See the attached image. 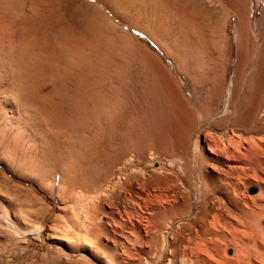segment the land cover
I'll return each mask as SVG.
<instances>
[{
  "label": "rangeland",
  "instance_id": "374dc122",
  "mask_svg": "<svg viewBox=\"0 0 264 264\" xmlns=\"http://www.w3.org/2000/svg\"><path fill=\"white\" fill-rule=\"evenodd\" d=\"M12 1L0 0V25L15 24L14 22L19 20H23L25 24H33L32 31L24 35L23 38L25 39H22L24 41L21 40L24 43L28 40L32 44H30L32 47L31 52L29 51L28 54L32 61L36 57V59L40 57L35 50V45L42 40L48 50L58 48L61 50V54L55 53L56 58L59 59L55 57V59L43 58L42 61L39 58L36 62L42 71V75L44 73L45 76H41L42 80L37 81V88L40 93L34 94L35 100L31 97L26 104L28 106L37 105L34 109L35 116H32L31 120L37 122L38 127L40 126L39 137L33 135L31 128L26 123H22L16 115L10 116L2 110L0 112V144L3 142V146L10 152L11 159L10 162H5L6 160L4 161L0 153V201L9 203L13 212L17 208L18 210H29L31 213L37 212L38 221L45 217L43 224L46 228L51 217L56 215L59 218L61 216L59 218L61 221L74 219L77 214L80 215L79 212L82 207H86L84 209L88 213L93 212L94 215L98 213L99 217L103 216L102 219L105 220H102L104 234L101 233L103 234L101 238L104 242L107 241L109 245L111 244V249L109 246L107 253L111 262L113 261L111 257H114L112 248L115 246L118 248L119 244L117 243H123V253L117 254L121 264H135L134 262L136 264L138 262L140 264H156V259L157 264L158 262L159 264H178L184 261V263H188L197 256L207 259L210 253H215V258L216 256L224 257V251H227L225 254H229L226 256L229 257L233 254V251H231L233 250L231 243L233 240L230 237L233 239L234 237L240 238L235 232L236 226H238L237 229L241 228L246 232L248 231L247 236L250 234L249 230L251 228L252 236L250 234L249 239L247 237V239L244 237L246 240L242 239L247 242L248 246L246 245L245 248L248 249L250 246V249L253 247L252 244L258 242L256 237L260 239L261 236V229L256 222L261 220L264 211V182L261 181L262 178L264 180V168L258 170L259 172L255 171L258 176V183V180L252 179L254 178L253 170H241L245 156L240 153L242 157H240V154H236V157L229 158L230 160L225 158L229 151L233 150L232 143L235 144L237 139L238 142L241 140V152H244V146H247V144L239 139L242 135L241 127L235 130L236 135L241 134L239 138L231 134L233 138L232 146H226L227 143L222 146L221 137L226 130H219L211 124L201 122L199 112H197L196 116L200 121L194 122L191 130L186 131L187 140L182 138L186 141H181L180 138H169L168 142L173 145L171 146L167 142L163 144L157 139V134L154 135L149 132V125L146 124L144 119L147 106L139 109L142 114H140L138 121L135 120L136 117L130 109L129 104H131L132 98L134 101L139 99L143 103L146 98L145 91L140 88L133 90L132 87L128 89L125 86L128 85L127 77L129 73L142 71L139 74L143 75L148 72L149 75L153 74L154 76H152L158 79V82L161 81V84L163 83L173 97H180L187 106L192 107L191 109L194 110L195 100L201 101L204 99L206 91L210 87L208 82L213 62L222 54L220 63L223 64L221 68L225 69V71L223 70L224 79H222V111V107L231 99L233 94V76L238 53L237 11L239 9L243 12L246 33L248 40L251 41L244 60L242 76L238 80L240 86L237 87L236 93L241 95L245 92L244 89L249 88L250 83L248 85L247 82L250 81V78L248 76L251 75L255 67L256 52H258L261 40L264 37V0H109L113 8L93 0H36L34 10L37 9L38 11L34 14L29 3L31 0ZM37 12L40 16L35 15ZM89 20H92V22L89 23ZM40 24H44V26L42 27ZM81 24L96 25L91 28L90 34H86L84 32L85 26H81ZM43 28L44 31L48 28L47 33H43ZM81 29L84 30L83 33ZM84 34L86 38H83ZM85 42L86 44H83ZM4 43L6 41H4L3 34L0 31V49ZM53 45L58 47H51ZM219 45L221 46L219 47ZM62 53L65 57L62 56ZM17 56L18 53L13 52L10 58L16 59ZM57 60H60V63H57ZM124 82L126 83L124 84ZM245 84H247V87ZM1 87L0 95L4 90V87ZM40 87L41 89H39ZM263 91L264 84L259 93L253 120L248 126H259L262 131L256 132L257 134L253 133L252 136L263 137L262 141L264 142ZM178 97L177 100H179ZM0 100H2L1 96ZM74 105L77 110L82 112L79 116L74 115ZM153 114L154 112L149 111L148 116H153ZM220 115L221 113H217L214 116L218 117ZM117 120H120V124L123 126V128L120 126L119 136L122 138L120 145L117 138L112 135L113 129L111 128ZM75 125L78 126V129ZM152 126L154 125L152 124ZM226 129L229 131L230 127ZM5 137H7L8 143ZM178 140L181 142L179 143ZM215 140L219 142L218 145L216 144L218 150L225 148V150L222 149V153L215 149ZM48 141L51 144H48L49 148L53 146L51 149L54 153H50L52 154L50 155L47 152L45 156L38 151V148L41 143L44 144ZM211 149L217 152L213 154L210 151ZM51 157L55 158L54 161ZM186 161L189 165L185 169ZM29 162H35L40 176L45 177V180L50 179V184L55 183L52 189H43L36 182L28 179L26 170L27 165H30ZM60 162L64 163L67 168L64 176L61 175L58 169ZM68 162L72 163V166H68ZM213 164H215V167ZM233 164L236 171L231 168ZM228 169L229 172H226ZM250 173L251 175L253 173V176H250L251 178L249 177ZM243 176H246L244 177L246 179L242 178ZM231 181L232 184H230ZM240 181L244 182L240 184ZM245 186L246 188H244ZM104 187H106L105 190H103ZM250 187H256V192L249 193ZM210 188L214 190L210 191ZM223 188H228V197L231 198L232 202L236 201L238 204L227 201L228 198ZM213 193L216 194L213 195ZM241 193H244L245 196ZM82 196L85 198H82ZM110 196L111 198H109ZM80 197L82 199H79ZM95 197L100 199L97 201V199H94ZM252 198L255 203L251 201ZM87 199H90V202H87L89 201ZM83 201L84 203H82ZM88 203H92L90 207ZM238 205L244 209L246 216L240 214V210L236 207ZM92 207L95 209H92ZM98 208L100 211H98ZM46 209H48V213L44 216ZM229 211L231 214L228 213ZM0 213H3L1 207ZM145 214H147L146 216L151 214L153 217H145ZM216 215L217 218L219 215L221 217L214 219ZM236 215L241 221L237 219ZM213 216L215 217L213 218ZM231 216H233L232 219ZM138 219L141 221L138 222ZM151 220L153 223L156 222V225H152ZM242 220L245 222L247 229ZM217 221H220L221 225H218ZM235 221L239 224H236ZM251 222H253V225H251ZM120 223L122 225H119ZM147 224L149 225L147 226ZM240 224L244 226L242 227ZM220 227L224 234L220 231ZM160 228L164 231H161ZM213 228H217V231ZM1 231L3 237H5L4 239H8L10 244H6V246L9 244V247L2 245L0 264H57L50 260L52 259L50 256L61 246L52 243L47 236V229H44L39 240L27 237L22 242H18L19 237L12 235L10 231L6 229H1ZM154 233H157L158 237H154L156 236ZM206 233L210 235L207 236ZM114 236L115 238H113ZM209 236H212V242L211 239L207 241ZM148 238H150V241ZM217 238L219 240H216ZM16 240L18 241L14 244ZM151 240H154L153 243ZM205 241L210 242L211 245L210 243L209 245L206 244ZM218 241H221V243ZM200 243L204 244L202 246L204 248L201 247ZM150 244L153 245L152 249ZM220 244L222 247L224 246L222 249L223 255L219 253L221 246L217 247ZM141 246L145 249H142ZM192 247L198 248V250L195 251ZM149 248L151 251H149ZM183 249L185 250L183 251ZM199 249L201 250L199 251ZM212 249H215V251L213 252ZM146 251L151 252V256L149 255L151 259L147 257L148 255H144L147 254ZM197 251H199V254H197ZM203 251L207 253L203 254ZM121 254L122 256H120ZM134 254L137 258H134ZM125 256H129L130 259ZM145 256L149 260L148 263ZM108 257L107 259H109ZM169 258L172 259L171 262L168 261ZM209 262L214 264L213 260H209Z\"/></svg>",
  "mask_w": 264,
  "mask_h": 264
},
{
  "label": "bare ground",
  "instance_id": "6f19581e",
  "mask_svg": "<svg viewBox=\"0 0 264 264\" xmlns=\"http://www.w3.org/2000/svg\"><path fill=\"white\" fill-rule=\"evenodd\" d=\"M12 1V0H11ZM88 1V0H87ZM92 1V0H90ZM93 1H97V2H102L103 5H106V6H110L112 7V5H110L109 3V0H93ZM13 2V1H12ZM35 2L36 0H31L30 3V7H31V10L33 11V14L34 12L38 11L37 9L34 10V6H35ZM16 4V3H15ZM13 5V4H12ZM113 8V7H112ZM236 8V7H235ZM238 9V8H237ZM13 10V9H12ZM16 10V9H15ZM19 10V9H17ZM14 11V10H13ZM12 11V12H13ZM15 12V11H14ZM13 12V13H14ZM27 12H30V11H27ZM39 12H37V16H40L38 15ZM19 15V14H18ZM36 16V17H37ZM14 19V18H13ZM35 19V18H34ZM40 19V17H39ZM91 19V18H90ZM18 20V19H17ZM36 20V19H35ZM38 20V19H37ZM43 20V19H42ZM41 22V21H40ZM92 22V20H89V23ZM95 22V21H94ZM99 22V21H98ZM15 24H5V25H0V31L2 32L3 34V37H4V41H6V43H4V45L2 46V48L0 49V87H4L2 93H1V99L0 100L1 102V105H0V112L2 110V112L4 113H7L8 115L10 116H13V115H16L17 118L19 120L22 121V123H26L30 128H31V131H32V134L35 135L36 137H39L38 135V132H39V127H38V123L37 122H33L31 120V117L32 116H35V111L34 109L36 108V106H28L26 103L27 101L34 96V94L36 93H40V91L38 90L37 88V81L39 80H42V78H40L41 76L43 77L42 75V71L40 70L39 66L36 64L37 60L40 58L41 60L43 58H51L53 59L54 57L56 58V54L60 53V49H58L56 46H51V47H56L57 49H50L48 50V48H46L43 44V40L38 42V43L35 45L36 48V52L37 54L40 56H38L39 58L32 61L31 57H29V51L30 49L32 48L30 46V42H27L24 43V42H21L22 39H25L23 38L24 35H27L30 31H32V25L33 24H25L22 21H17V22H14ZM42 25V27L44 26V24H40ZM48 25V24H47ZM96 24H81V26H85L84 27V32L86 34H90V31H91V28L93 26H95ZM52 26V25H51ZM237 27H238V33H237V39H238V53H237V63H236V67H235V72H234V79H233V83L235 84L234 85V91H233V94L231 96V99H229V101H227L224 106L222 107V111H221V103H222V95H223V86H222V79H224V75H223V72L225 71V69H222L221 68V58H222V54H220V56L218 58L215 59V61L213 62V67H212V71L210 72V77H209V82L210 83V87L207 89L206 91V95L204 97V99H202L201 101H197L195 100V104H194V110H192L189 106H187V104H185V101H183L182 99L179 98V100H177L175 97H173V95L165 88V86L163 85V83L161 84V81H157L158 79H155L153 76V74H150L147 72H145V74L143 75H140L142 71H139V72H136V71H133L131 73H129L128 77H127V81H128V85L125 86V87H132V89H137V88H140V89H143L145 91V94H146V98L145 100L143 101V103H141L139 101V99H137L136 101H134V99L132 98V101L130 102L131 104H129L130 106V109L132 111V113L135 115L136 117V121L139 120V116L140 114H142V112L139 110L141 107H146L147 108L145 109V112H144V119H145V122L146 124L149 125V132L150 134H157V139H159L160 142H163V144H165L166 142L168 144H170L171 142H168L169 138H175V139H181L186 141L188 136H187V132L186 131H190L191 130V126L194 124V122H198L200 120H198L197 118V112H199V119H201V122L203 123H208L211 124L213 127H215L216 129H219V130H226L225 133L222 135V146L224 144L227 145H231V142L233 140V138L231 137V134H235V130H238V127H241L240 131L242 132L241 134L236 135L238 136V138L240 137L241 135V138L239 139H242L246 144L247 146H244V152H241L242 150V146L240 145L242 142L241 140L238 142V139L235 140L236 143H232L233 144V150L232 151H229L228 155L225 157L226 159H229V158H235L236 157V154H242L243 156H245V159L244 161L242 162V165H241V168L239 167V169L241 170H245V169H249L250 171L253 170L254 172V176H253V173L251 175H249V177L253 176L254 178L252 179H255V180H258V176L255 174V171H258V170H262L264 168V142L262 141L263 137H253V133H256L258 131H262V129L260 130V127L259 126H251L249 127L248 125L251 123V121L253 120V113L256 106H257V103H258V99H259V93H260V90L264 84V37L262 38L261 40V44H260V47H259V59L256 63V73L253 74L254 75H251L250 77V81H248L247 79V84L249 85V88L244 89L246 90V92L242 93L241 95L238 93H236L237 89L239 88L238 86H240V84H238V80H239V77L242 76V68H243V64H244V60L246 58V53L247 51L249 50L250 48V42L248 40V36H247V33H246V27H245V19H244V15H243V12H241L239 9L237 11ZM41 28V27H40ZM81 28V27H80ZM75 29V28H74ZM77 29V28H76ZM75 29V30H76ZM48 30V28H47ZM47 30L44 31V28H43V33L46 32ZM263 30H264V24H263ZM82 29H81V32L83 33ZM79 32V31H78ZM77 32V33H78ZM47 33V32H46ZM45 33V34H46ZM33 34V33H32ZM263 34V32H262ZM34 36V35H33ZM44 36V35H43ZM83 36V35H82ZM81 36V37H82ZM93 36V35H92ZM263 36V35H262ZM32 37V36H31ZM85 37V34L83 36V38ZM80 38V37H79ZM82 38V40H83ZM86 38V37H85ZM39 39V38H38ZM34 40V39H33ZM76 40V39H75ZM81 40V39H80ZM24 41V40H22ZM46 41V40H45ZM73 41V40H72ZM77 41V40H76ZM79 41V40H78ZM32 42V41H31ZM56 42V40H55ZM22 43V44H21ZM46 43V42H45ZM61 43V42H60ZM59 43V44H60ZM83 44H86L83 43ZM89 44V43H88ZM32 45V44H31ZM34 46V47H35ZM60 46V45H59ZM63 46V45H62ZM61 46V47H62ZM221 45H219L220 47ZM87 47V46H86ZM98 47V46H97ZM67 48V47H66ZM89 48V47H88ZM222 49H223V46H222ZM34 50V51H35ZM52 50V51H51ZM65 50V49H63ZM18 53V56L15 57L16 59L14 58H10L12 53L14 52L16 54V52ZM33 51V52H34ZM55 51V52H54ZM91 51V50H90ZM220 51V50H219ZM31 52V51H30ZM57 52V53H56ZM96 52V51H95ZM35 53V52H34ZM56 53V54H55ZM76 53V52H75ZM257 53V52H256ZM61 54V53H60ZM63 54V53H62ZM250 54V53H249ZM252 54V53H251ZM16 56V55H14ZM64 56V54L62 55ZM62 56H59V57H62ZM250 56V55H249ZM13 57V56H12ZM25 57V58H24ZM65 57V56H64ZM63 57V58H64ZM54 58V59H55ZM257 58V56H256ZM56 59H59V58H56ZM45 60V59H44ZM61 60V59H60ZM59 60V61H60ZM43 61V60H42ZM58 61V60H57ZM57 62V63H60V62ZM236 62V61H235ZM249 62H250V59H249ZM250 65V63H249ZM224 70V71H223ZM132 71V70H131ZM130 72V71H129ZM144 73V72H143ZM153 75V76H152ZM45 76V75H44ZM49 77V76H48ZM223 77V78H222ZM248 77V78H249ZM40 78V79H39ZM242 78V77H241ZM241 80V79H240ZM126 82H124L125 84ZM43 84V83H42ZM245 84V86L247 85ZM58 86V85H57ZM76 86V85H75ZM1 87V88H2ZM39 87V86H38ZM238 87V88H237ZM247 87V86H246ZM241 88V87H240ZM244 88V86H243ZM41 89V87L39 88ZM127 89V90H128ZM62 90V89H61ZM81 91V89H79ZM39 91V92H38ZM57 92V91H56ZM78 92V91H77ZM76 92V93H77ZM264 92V91H263ZM75 93V95H76ZM231 93V92H230ZM241 93V92H240ZM62 94V93H61ZM81 94V93H79ZM85 94V93H84ZM42 95V94H41ZM82 95V94H81ZM65 96V95H64ZM77 96V95H76ZM42 97V96H41ZM81 97V96H80ZM83 97V96H82ZM86 97V96H85ZM91 97V96H90ZM106 97V96H105ZM66 98V97H65ZM33 99L35 100V98L33 97ZM48 99V98H47ZM66 100V99H65ZM71 100V99H70ZM69 100V101H70ZM260 100H261V97H260ZM44 101V100H43ZM80 101V100H79ZM263 102V100H262ZM30 103V102H29ZM73 103V102H72ZM79 103V102H78ZM42 105V104H41ZM51 106V105H49ZM191 106V105H190ZM75 107V105H74ZM57 108V107H56ZM41 109V108H40ZM59 110V109H58ZM149 111L152 113L154 112L153 116L150 115L148 116V113ZM82 113L80 112L79 110L76 109L75 107V110H74V115H78ZM217 113H221L220 116L218 117H215L214 115L217 114ZM85 117V116H83ZM35 118V117H33ZM84 119V118H83ZM65 120H68V119H65ZM63 121V120H62ZM122 121V120H121ZM264 121V120H263ZM40 122V121H39ZM67 122V121H66ZM122 123V122H121ZM139 123V122H138ZM80 124V123H79ZM154 125L151 127V125ZM84 125V124H83ZM76 126V125H75ZM120 126H122L120 124V120H117L114 122V124L112 125V129H113V136H115L118 140V144L120 145L121 143V139L120 138ZM74 127V126H73ZM77 129H78V126H76ZM227 127H230V130L227 131ZM123 128V126H122ZM76 129V128H75ZM111 129V130H112ZM193 129V128H192ZM41 130V129H40ZM70 130V129H69ZM264 130V128H263ZM73 131V130H72ZM53 133V132H52ZM257 134V133H256ZM233 135V136H234ZM247 135V136H245ZM263 136V135H262ZM76 137V136H75ZM119 137V138H118ZM153 137V136H152ZM159 137V138H158ZM182 138H185V139H182ZM190 138V137H189ZM221 138H220V141H221ZM227 138V140H226ZM152 139V138H151ZM5 140L6 142L8 143V139L7 137H5ZM43 140V139H42ZM219 140V138H218ZM41 141V139H40ZM44 141V140H43ZM149 141V140H148ZM176 141V140H175ZM179 143L181 142L180 140H178ZM45 142V141H44ZM78 142V141H77ZM153 142V141H152ZM165 142V143H164ZM173 142V141H172ZM230 142V143H229ZM241 142V143H240ZM123 143V142H122ZM146 143H148L146 141ZM177 143V142H176ZM185 143V142H184ZM219 142H217L216 140L214 141V144L216 146V144L218 145ZM50 142L48 141L47 143H41V146L39 145V148H38V151L40 153H42V155H45L46 156V153L48 152V154L50 153H54L52 152L53 149H51V146L49 148V145ZM83 144V143H82ZM213 144V146H214ZM81 145V144H80ZM124 145V144H123ZM171 145V144H170ZM173 145V144H172ZM171 145V146H172ZM179 145V144H178ZM184 146V145H183ZM211 146V147H213ZM232 146V145H231ZM178 147V146H177ZM218 147H221V146H218ZM227 148V147H226ZM230 148V147H229ZM118 149V148H117ZM210 149V148H209ZM217 149V146L216 148ZM223 150H225V148H222ZM218 150L220 151L221 153L223 152V150ZM231 149V148H230ZM213 154L216 153L217 151L213 149L210 150ZM57 152V150H56ZM0 153L2 154V158L4 159L5 162L7 161H11L10 159V152L7 151V148L3 146V142H1L0 144ZM117 153H118V150H117ZM225 153V152H224ZM240 154V157H242V155ZM52 155V154H50ZM201 156V155H200ZM203 156V155H202ZM43 157V156H42ZM54 157V156H53ZM59 157V156H58ZM212 157V156H211ZM52 158V157H51ZM214 158V157H213ZM53 159V158H52ZM55 159V158H54ZM53 159V161H54ZM60 159V158H59ZM218 159V158H217ZM216 159V160H217ZM58 160V159H57ZM72 160V159H71ZM208 160V159H206ZM215 160V159H214ZM230 160V159H229ZM242 160V159H240ZM69 161V160H68ZM74 161V160H73ZM189 161V160H188ZM205 161V160H204ZM210 161V160H209ZM224 161V160H223ZM25 162V161H24ZM64 162V161H63ZM207 162V161H206ZM212 162V161H211ZM30 163V162H29ZM48 163V162H47ZM50 163V162H49ZM54 163V162H53ZM51 163V164H53ZM61 163V162H60ZM68 166L71 165L72 166V163L68 162ZM210 163V162H208ZM229 163V162H228ZM232 163V162H231ZM9 164V163H8ZM23 164V162H22ZM57 164V163H56ZM203 164V162H202ZM212 164V163H211ZM21 165V164H19ZM50 165V164H49ZM59 165V163H58ZM65 165L67 167V162L65 161ZM64 163H61L59 166H58V169H59V172L61 173L62 176H64V174H66L65 171H67V168L65 167ZM188 163L187 161L185 162V169L188 167ZM207 165V164H206ZM214 167H215V164H213ZM217 165V164H216ZM27 170H26V174L28 175V179H30L31 181H34L37 183V185L39 187H42L43 189H52L53 188V183H49L50 179H44L42 176H40L39 174V170L37 168V165L35 164V162H31L30 165H27ZM53 166V165H52ZM205 166V165H203ZM211 166V165H210ZM201 167V166H200ZM221 167V166H220ZM238 167V166H237ZM71 168V167H70ZM74 168V167H73ZM217 168V166H216ZM215 168V169H216ZM222 168V167H221ZM231 168H236L234 167V164H233V167L231 166ZM230 168V169H231ZM218 169V168H217ZM238 169V171H240ZM213 170V169H212ZM221 170V169H220ZM223 170V169H222ZM216 171V170H215ZM229 172V169L226 170V172ZM234 170H232L233 172ZM236 171V169H235ZM237 171V172H238ZM223 172V171H222ZM230 172V173H232ZM246 172V171H244ZM244 172H241V173H244ZM259 172V171H258ZM68 173V172H67ZM220 173V172H219ZM225 173V171H224ZM263 173V172H262ZM233 174H235L233 172ZM241 175V174H240ZM259 175V174H258ZM218 176V175H217ZM239 176V174H238ZM237 176V177H238ZM260 176V175H259ZM207 177V176H206ZM241 177V176H239ZM246 176H243L242 178H244ZM250 177V178H251ZM71 178V177H70ZM207 178H211V177H207ZM232 178V177H231ZM229 178V179H231ZM241 178V180H242ZM234 179V178H233ZM246 179V178H244ZM251 179V180H252ZM261 179V177H260ZM54 180V179H53ZM237 180V179H236ZM240 180V179H239ZM238 180V181H239ZM65 181V180H64ZM70 181V180H69ZM221 181V180H220ZM225 181V180H224ZM248 181V180H247ZM261 181L264 182L263 178L261 179ZM67 182V180H66ZM109 182V181H108ZM230 182V180H229ZM228 182V184H229ZM236 182V181H235ZM244 182V181H243ZM243 182H239L240 184H242ZM246 182V181H245ZM250 182V181H249ZM255 182V181H254ZM224 184V182H222ZM252 183V182H251ZM258 183H259V180H258ZM199 184V183H198ZM204 184V183H203ZM202 184V185H203ZM227 184V183H226ZM232 184V181L231 183ZM240 184H237V185H240ZM245 184V183H244ZM257 184V183H256ZM64 185V184H63ZM253 185V184H252ZM109 186V185H107ZM208 186V185H207ZM244 186V185H243ZM250 186V185H248ZM256 186V185H255ZM55 187V186H54ZM200 187V186H199ZM235 187V186H234ZM70 188V187H69ZM106 187H104L103 190H105ZM203 188V187H202ZM209 188V187H208ZM214 188V187H213ZM219 188V187H218ZM232 188V187H231ZM246 188V186L244 187ZM258 188H261V187H258ZM206 189V188H205ZM224 189V192H225V195L227 196V201L229 203H235L236 201H233L231 200V198L228 197V188H223ZM235 189V188H234ZM262 189V188H261ZM264 189V187H263ZM67 190V189H66ZM107 190V189H106ZM214 190V189H213ZM211 190L210 188V191H213ZM232 190V189H231ZM260 190V189H259ZM109 191V190H108ZM111 191L113 192V190L111 189ZM115 191V190H114ZM218 191V190H217ZM235 192V190H233ZM116 192V191H115ZM123 192V190H122ZM202 192V191H201ZM263 192V191H262ZM101 193V192H100ZM99 193V194H100ZM125 193V192H124ZM104 194V193H102ZM109 194V193H108ZM120 194V193H119ZM216 194V193H215ZM213 193V195H215ZM236 194V193H235ZM242 194V193H241ZM257 194V193H256ZM255 194V195H256ZM258 194H260L258 192ZM79 195V194H78ZM97 195V194H96ZM101 195V194H100ZM118 196V194H116ZM211 195V194H210ZM222 195V194H221ZM240 195V194H239ZM243 196H245V194L243 193L242 194ZM248 196V195H247ZM261 196V194H260ZM77 197V196H76ZM205 197V196H204ZM208 197V196H206ZM223 197V196H222ZM250 197V196H248ZM247 197V199H249ZM263 197V196H261ZM82 198H85L82 196ZM81 197L79 199H82ZM111 198V196L109 197ZM115 198V197H114ZM237 198H239L237 196ZM251 198V197H250ZM257 198V197H256ZM91 199V198H90ZM90 199H87L89 201L87 202H90ZM95 200L97 199L96 197L94 198ZM100 199V198H98ZM97 199V201H98ZM113 199V198H112ZM244 199V198H243ZM242 199V200H243ZM255 199V198H254ZM264 199V198H263ZM78 200V199H77ZM86 200V199H85ZM84 200V201H85ZM109 200V199H108ZM119 200V199H118ZM235 200V199H233ZM238 200V199H237ZM245 200V199H244ZM259 200V199H258ZM82 201V200H81ZM84 201L82 203H84ZM96 201V202H97ZM102 201V200H101ZM226 201V200H225ZM253 202V198L251 200ZM255 201V200H254ZM257 201V199H256ZM260 201V200H259ZM258 201V202H259ZM87 202L85 203L87 205ZM93 202V201H92ZM107 202V201H106ZM215 202V201H214ZM240 202V201H239ZM246 202V201H244ZM243 202V204H244ZM79 203V201H78ZM115 203V202H114ZM255 203V202H253ZM262 203V202H261ZM92 204V203H91ZM91 204L88 203L89 207L91 206ZM94 204H95V201H94ZM109 204V203H108ZM236 204H238L236 202ZM235 204V205H236ZM247 206H249L248 203H246ZM251 204V203H250ZM85 205V206H86ZM96 205V204H95ZM101 205V203H100ZM115 205V204H114ZM232 205V204H231ZM109 206V205H108ZM111 206V204H110ZM243 206V205H242ZM0 207L1 209L3 210V213H0V249L2 248V245H5V247H7L10 243L8 241V239H4L5 237H3L2 235V231L1 229H6L7 231H10L12 233V235H16L17 237H19V241L16 240L14 241V244L18 242H22L24 240H26L27 237H33L35 239H40L42 234H43V231L44 229H47V236L49 239H51L52 243L54 242V244L56 245H60V249L54 251L53 253H51L52 255L50 257H52V262L53 263H57V264H121L120 260L118 259L117 257V254L119 253H123V243L120 242V243H116L119 244L118 248L117 244H115L113 251H114V257L111 259L113 260L112 262L110 261V258L108 257L109 254L107 255L108 251H109V245L107 243V241L104 242V240H102L103 238H101L104 233V229H103V216L99 217V214L97 213V215L93 214V212H89L87 210H85L84 208L86 207H82L79 214L80 215H76V217H74V219H68V220H63L61 221L58 216H53L50 218L49 220V223L47 225V228L44 226L43 224V221H44V218H42L41 221H38L39 219L37 217V212H34V213H31V211L29 210H17L16 211H11L12 207L9 203H6V202H1L0 201ZM40 207V206H39ZM45 207V206H43ZM41 207V208H43ZM97 207V206H96ZM113 207V206H112ZM224 207V206H223ZM226 207V206H225ZM232 207V206H231ZM238 207V209L240 210V214L241 215H244L246 216L245 212H244V209H242V207H240L239 205L236 206ZM252 207V206H251ZM39 208V209H41ZM88 208V207H87ZM94 207H92L93 209ZM217 208V207H216ZM220 208V207H219ZM259 208V207H258ZM257 208V209H258ZM26 209V208H25ZM89 209V208H88ZM95 209V208H94ZM226 209H228L226 207ZM225 209V210H226ZM230 209V208H229ZM13 210V209H12ZM59 211L61 209H58ZM65 210V209H64ZM222 210V209H221ZM224 210V211H225ZM237 210V209H236ZM264 210V209H263ZM91 211V210H90ZM98 211L99 208H98ZM97 211V212H98ZM218 211V210H216ZM232 211V210H231ZM249 211V210H248ZM43 212V211H42ZM223 212V211H222ZM221 212V213H222ZM256 212V211H255ZM259 212V211H258ZM44 216L47 215L48 213V209H46V212H44ZM103 213V212H102ZM150 213V212H149ZM155 213V211H154ZM210 213H213V212H210ZM229 214L230 211L228 212ZM248 213V212H247ZM148 214V213H147ZM147 214H145V217H149V216H152L151 214H149V216H146ZM156 214V213H155ZM214 214V213H213ZM228 214V216H230ZM235 214V213H234ZM128 215V214H127ZM157 215V214H156ZM218 215V214H217ZM217 215H216V218H214L215 216H213L214 219H218L220 218L218 216L217 218ZM252 215V214H251ZM144 216V215H143ZM160 216V215H158ZM226 216V215H225ZM234 216V215H233ZM231 216V219L232 217ZM128 217V216H127ZM153 217V216H152ZM156 217V216H154ZM227 217V216H226ZM237 217V215H236ZM256 217V216H254ZM258 217V215H257ZM262 218H260L261 220H259V222L257 221L256 219V224L258 223L257 226L260 227L261 229V236H260V239L258 237H256L258 239V242L256 241L254 243V245L252 244L253 247H251L249 249L245 248V246L247 245V242H245L244 240H246L248 238V236H250V234L252 233L251 231V228H250V234L247 236V232L244 231V229H237L238 226H236V234L237 236L239 235L240 238L238 237H234L230 239H232L233 241H231L232 243V246H233V254L229 257H226L227 255L229 254H225V252L227 251H224V255H223V247L221 246V244L217 247H220L221 246V250H220V254H222L224 257H217L215 258V253H210V256L205 259V258H200V256H197L195 257L193 260H190L188 263H184V262H179L178 264H213L210 261H214V264H255L254 262H256L257 264H264V211L262 212ZM108 218H110V216H108ZM114 218V217H113ZM129 218V217H128ZM230 218V217H228ZM125 219V218H124ZM130 219V218H129ZM150 219H152L150 217ZM154 219V218H153ZM206 219V218H205ZM234 219V218H233ZM237 219L239 221H241V219H239L237 217ZM251 219V218H250ZM252 219L255 221V218H253L252 216ZM103 220V221H102ZM116 220V218H115ZM121 220V219H120ZM128 220V219H127ZM145 220V219H144ZM157 220V218H156ZM201 220V219H200ZM221 220V219H220ZM226 220V218H225ZM108 221V220H107ZM106 221V222H107ZM130 221V220H128ZM138 222L141 221L140 219L137 220ZM223 221V220H221ZM243 221V220H242ZM246 221V220H245ZM248 221V219H247ZM250 221V220H249ZM252 221V220H251ZM253 221V222H254ZM105 222V223H106ZM109 222V221H108ZM116 222V221H115ZM115 222H113L115 224ZM131 222V221H130ZM129 222V223H130ZM146 222V221H145ZM148 222H150L148 220ZM152 222V220H151ZM162 222V221H161ZM201 222V221H200ZM212 222V221H211ZM230 222V221H229ZM233 221H231L232 223ZM236 222V221H235ZM244 222V221H243ZM253 222H251L253 225ZM112 223V222H111ZM117 223V222H116ZM156 222H152L151 224L154 225ZM213 223V222H212ZM211 223V224H212ZM218 225H221L220 221H217L216 222ZM223 223V222H222ZM250 223V222H249ZM110 224V223H108ZM142 224V223H140ZM215 224V222H214ZM234 224V223H232ZM236 224H239L236 222ZM107 225V224H106ZM119 225H122V223H120ZM124 225V224H123ZM134 225V224H133ZM132 225V226H133ZM149 224H147L148 226ZM156 225V224H155ZM209 225H210V222H209ZM242 227L245 225V222H244V225L240 224ZM255 225V224H254ZM126 226V224H125ZM124 226V227H125ZM128 226V225H127ZM147 226H144V227H147ZM157 226H159V224H157ZM162 226V225H161ZM164 226V225H163ZM169 226V225H168ZM217 226V225H216ZM235 226V225H234ZM233 226V227H234ZM111 227V226H110ZM115 227V225H114ZM143 227V228H144ZM170 227V226H169ZM211 227V225H210ZM213 227V225H212ZM222 227V226H221ZM220 227V228H221ZM224 227V226H223ZM240 227V226H239ZM256 227V226H255ZM122 228V227H121ZM120 228V229H121ZM156 228V227H155ZM159 228V227H158ZM219 228V227H218ZM225 228V227H224ZM235 228H233L235 230ZM245 228H246V225H245ZM107 229V228H106ZM112 229V228H111ZM145 229V228H144ZM148 229V228H146ZM161 229V228H160ZM159 229V231H160ZM164 229V228H163ZM167 229V228H166ZM215 229V228H213ZM217 229V228H216ZM215 229V230H216ZM226 229V228H225ZM247 229V228H246ZM253 229V228H252ZM152 230V229H151ZM208 230V229H207ZM212 230V228H211ZM214 230V231H215ZM109 231V230H108ZM115 231V230H114ZM130 231V230H128ZM147 231V230H146ZM161 231H164L161 229ZM167 231V230H166ZM209 231V230H208ZM217 231V230H216ZM220 231L222 232V228L220 229ZM219 231V232H220ZM258 231V230H257ZM256 231V232H257ZM5 232V231H4ZM111 232V231H110ZM116 232V231H115ZM131 232V231H130ZM197 232V231H196ZM206 232V231H205ZM234 232V231H233ZM234 232V233H235ZM263 232V233H262ZM103 233V234H101ZM107 233V232H106ZM164 234V232H162ZM192 233V232H191ZM217 233V232H216ZM223 233V232H222ZM255 233V232H253ZM8 234V233H7ZM132 234V233H131ZM155 234V233H154ZM157 234V233H156ZM155 234V235H156ZM178 234V233H177ZM207 234V233H206ZM204 234V235H206ZM215 234V233H214ZM219 234V233H218ZM217 234V235H218ZM224 234V233H223ZM106 235V234H105ZM108 235V234H107ZM116 235V234H115ZM121 235V234H119ZM127 235V233H126ZM129 235V233H128ZM151 235V234H150ZM160 235V234H159ZM167 235V234H166ZM198 235V233H197ZM210 235V234H207V236ZM216 235V236H217ZM235 235V234H234ZM254 235V234H253ZM259 235V234H258ZM130 236V235H129ZM140 236V235H139ZM174 236V235H173ZM212 236H215V235H212ZM211 236V237H212ZM224 236V235H223ZM252 236V234H251ZM9 237V236H8ZM16 237V238H17ZM108 237V236H107ZM125 237V236H123ZM154 237H158L157 235L154 236ZM153 237V238H154ZM191 237V236H190ZM206 238V236H204ZM209 236V239H205L207 241H210L212 242V238ZM222 237V235H221ZM244 237L246 239H244ZM10 238V237H9ZM110 238V237H109ZM115 238V236L113 237ZM177 238V237H176ZM195 238V237H194ZM199 238V237H198ZM244 240H243V239ZM252 238V237H251ZM3 241H2V240ZM145 239V238H144ZM149 241H150V238H148ZM147 239V240H148ZM155 239V238H154ZM174 239V238H173ZM172 239V241H173ZM179 239V238H178ZM193 239V238H192ZM196 239V238H195ZM200 239V238H199ZM225 239V238H223ZM229 239V240H230ZM236 239V240H235ZM249 239V238H248ZM254 239V238H253ZM129 240V239H128ZM159 240V238H158ZM191 240V239H190ZM216 240H219L218 238ZM228 240V238L226 239V241ZM252 240V239H251ZM12 241V239H11ZM115 241V240H113ZM112 241V242H113ZM146 241V240H145ZM154 241V240H153ZM153 241L151 240V242L153 243ZM178 241V240H177ZM176 241V242H177ZM195 241V240H194ZM199 241V240H198ZM202 241V240H201ZM225 241V242H226ZM13 242V241H12ZM11 242V243H12ZM119 242V240H118ZM147 242V241H146ZM145 242V243H146ZM150 242V243H151ZM159 242V241H158ZM161 242V241H160ZM165 242V241H164ZM163 242V243H164ZM206 242V241H205ZM221 243V241H218ZM217 242V243H218ZM250 242V241H248ZM253 242V241H252ZM9 243L7 246L6 244ZM24 243V242H23ZM26 243V242H25ZM111 243V242H110ZM130 243V242H128ZM156 243V242H155ZM162 243V244H163ZM191 243V242H190ZM190 243H189V246H190ZM208 242H206L207 244ZM210 243V242H209ZM208 243V245H209ZM126 244V243H125ZM133 245V243H131ZM139 245H141L140 243H138ZM137 244V245H138ZM173 244V243H172ZM192 244H193V240H192ZM199 244V243H198ZM198 244H197V247H198ZM201 244V247L204 246V244L202 245ZM216 244V243H215ZM219 244V243H218ZM19 245V244H18ZM143 245V244H142ZM148 245V244H147ZM151 245V244H150ZM160 245V243H159ZM164 245V244H163ZM162 245V246H163ZM183 245V244H182ZM196 245V244H195ZM211 245V243H210ZM12 247H14L13 245H11ZM16 246V245H15ZM129 246V245H128ZM134 246V245H133ZM131 246V247H133ZM162 246L160 247L161 248V251H162ZM226 246V245H225ZM230 246V245H229ZM248 246V245H247ZM9 247V246H8ZM127 247V246H126ZM143 246H141L142 248ZM153 245H151V249H152ZM188 247V246H187ZM207 247V246H206ZM210 247V246H208ZM231 247V246H230ZM229 247V248H230ZM122 248V249H121ZM140 248V249H141ZM147 248V246H146ZM181 248V247H180ZM194 248V250H198V248L195 249V247H192V249ZM200 248V247H199ZM204 248V247H202ZM201 248V249H202ZM213 248V246H212ZM6 249V248H5ZM110 249H111V246H110ZM142 249H145V248H142ZM187 249V248H185ZM183 249V251L185 250ZM191 249V248H190ZM191 249V250H192ZM199 249V251L201 250ZM225 249H227V247H225ZM232 249V247L230 248ZM9 250H12V249H9ZM147 250V249H146ZM172 250V249H170ZM177 250V248H176ZM188 250V249H187ZM192 250V251H194ZM228 250V249H227ZM249 250V252H248ZM7 251V250H6ZM130 251V250H129ZM132 251V250H131ZM144 251V250H143ZM142 251V253H143ZM149 251L150 248H149ZM148 251V252H149ZM199 251H197L199 254ZM207 251V249H206ZM204 252L203 251V254L207 253V252ZM212 251L214 252L215 249H212ZM222 251V252H221ZM10 252V251H9ZM15 252V251H14ZM132 252H135L134 250ZM145 252V251H144ZM148 252L146 251L147 254H144V255H148L147 257L149 259H151L149 257L150 253L148 254ZM210 252V251H209ZM1 253V252H0ZM131 253V252H130ZM192 253V252H191ZM195 253V252H194ZM217 253H218V250H217ZM232 253V252H231ZM111 254V253H110ZM153 254V253H152ZM127 255V254H126ZM130 255V254H129ZM133 255V253H132ZM138 255V254H137ZM169 255H171L169 253ZM184 255V254H183ZM221 255V256H222ZM122 256V254L120 255ZM124 256V255H123ZM134 258H137L136 257V254H134ZM151 256V255H150ZM154 256V255H153ZM161 256V255H159ZM174 256V255H173ZM172 256V258H173ZM208 256V255H207ZM107 257L109 259H107ZM126 257V256H125ZM133 258V256H131ZM146 257V256H145ZM146 257V259H147ZM170 257V256H169ZM191 259H192V255L190 256ZM120 258V257H119ZM127 259L130 257H126ZM161 258V257H159ZM163 258V257H162ZM122 259V258H121ZM155 259V258H153ZM183 259V258H182ZM148 260V259H147ZM146 262L148 263L149 260ZM176 260V259H175ZM181 260V259H180ZM187 260V258H186ZM127 261V260H126ZM125 261V262H126ZM131 261V260H130ZM135 261V260H134ZM159 261H161L159 259ZM168 261H172L171 258L168 259ZM183 261V260H182ZM2 262V261H1ZM49 262V261H48ZM136 264V262H134ZM157 264V259H156V262ZM168 263V262H167ZM133 264V263H131ZM138 264H140L138 262ZM148 264H151V263H148ZM153 264V263H152ZM159 264V262H158ZM162 264V263H161Z\"/></svg>",
  "mask_w": 264,
  "mask_h": 264
},
{
  "label": "flooded vegetation",
  "instance_id": "af4514ba",
  "mask_svg": "<svg viewBox=\"0 0 264 264\" xmlns=\"http://www.w3.org/2000/svg\"><path fill=\"white\" fill-rule=\"evenodd\" d=\"M258 54H259V50H258V52L256 53V55H257L256 60H257V61H258V59H259V57H258L259 55H258ZM256 60H255V62H254V65H255V66H256V63H257ZM256 70H257V68L254 67V68H253V71L251 72V75H254V74L256 73ZM253 72H254V74H253ZM251 75H249V76L251 77ZM249 76H248V77H249ZM250 77H249V78H250ZM234 85H235V84L233 83V90H232V92L234 91ZM246 90H247V89H246ZM246 90H245V92H246Z\"/></svg>",
  "mask_w": 264,
  "mask_h": 264
},
{
  "label": "water",
  "instance_id": "95a60500",
  "mask_svg": "<svg viewBox=\"0 0 264 264\" xmlns=\"http://www.w3.org/2000/svg\"><path fill=\"white\" fill-rule=\"evenodd\" d=\"M256 190H257L256 187H250V188H249V193H255Z\"/></svg>",
  "mask_w": 264,
  "mask_h": 264
}]
</instances>
